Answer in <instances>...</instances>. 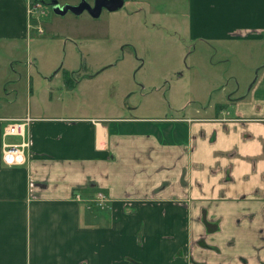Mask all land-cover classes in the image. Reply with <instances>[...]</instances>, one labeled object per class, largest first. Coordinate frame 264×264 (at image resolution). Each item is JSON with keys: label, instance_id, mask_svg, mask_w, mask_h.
I'll return each mask as SVG.
<instances>
[{"label": "crops", "instance_id": "0c3cea01", "mask_svg": "<svg viewBox=\"0 0 264 264\" xmlns=\"http://www.w3.org/2000/svg\"><path fill=\"white\" fill-rule=\"evenodd\" d=\"M184 1L174 29L206 44L216 82L191 110L63 116L52 95L31 103L28 74L25 104L0 84V264H264V0ZM28 2L0 0V45L28 38ZM26 116L27 161L8 167L3 128ZM99 192L105 209L86 201Z\"/></svg>", "mask_w": 264, "mask_h": 264}, {"label": "rangeland", "instance_id": "374dc122", "mask_svg": "<svg viewBox=\"0 0 264 264\" xmlns=\"http://www.w3.org/2000/svg\"><path fill=\"white\" fill-rule=\"evenodd\" d=\"M50 1L41 3L46 8L38 22L41 33L33 29L27 39L0 45V84L9 91L14 88L23 104L27 74L32 77L31 103L42 107L41 98L52 95L54 104L65 105L63 112L58 108L63 116L68 111L98 117H171L193 109L196 101H207L208 87L216 83L208 48L174 29L186 27V13L170 14L175 8L186 12L182 10L186 1L125 3L116 12L103 11L97 19L87 12L57 16ZM150 6L165 14H150ZM227 60L222 71L232 69L240 77L242 61L235 56ZM80 62L81 71L67 76L66 71L75 70ZM88 76L92 80H84L79 88L77 82Z\"/></svg>", "mask_w": 264, "mask_h": 264}, {"label": "built area", "instance_id": "2783aa9c", "mask_svg": "<svg viewBox=\"0 0 264 264\" xmlns=\"http://www.w3.org/2000/svg\"><path fill=\"white\" fill-rule=\"evenodd\" d=\"M46 15V8L38 1L29 0L28 16L32 29L42 32L39 21L42 16ZM226 121L227 119H223ZM33 119L26 116L18 120L7 121L2 133V162L8 167L22 166L26 163V153L29 152L31 140L29 128ZM74 200L77 202L85 201L80 195L75 194ZM87 202L98 209H105L109 202L108 197L99 192L95 197L87 199Z\"/></svg>", "mask_w": 264, "mask_h": 264}, {"label": "water", "instance_id": "95a60500", "mask_svg": "<svg viewBox=\"0 0 264 264\" xmlns=\"http://www.w3.org/2000/svg\"><path fill=\"white\" fill-rule=\"evenodd\" d=\"M123 5V0H94L93 6L85 0H80L77 5H60L57 0H51L49 3L52 12L57 16H65L67 13L79 16L87 12L92 18H98L102 9L108 12H116L120 10Z\"/></svg>", "mask_w": 264, "mask_h": 264}, {"label": "flooded vegetation", "instance_id": "af4514ba", "mask_svg": "<svg viewBox=\"0 0 264 264\" xmlns=\"http://www.w3.org/2000/svg\"><path fill=\"white\" fill-rule=\"evenodd\" d=\"M91 6H93L94 5V0L91 2V3H89ZM103 11H106L105 9H102V11H101V13H100V15L102 14V12ZM100 17V16H99ZM98 17V18H99ZM81 67H84V65L81 63V65H80ZM104 68V67H103Z\"/></svg>", "mask_w": 264, "mask_h": 264}, {"label": "trees", "instance_id": "16d2710c", "mask_svg": "<svg viewBox=\"0 0 264 264\" xmlns=\"http://www.w3.org/2000/svg\"><path fill=\"white\" fill-rule=\"evenodd\" d=\"M67 76H69V74L67 73Z\"/></svg>", "mask_w": 264, "mask_h": 264}]
</instances>
